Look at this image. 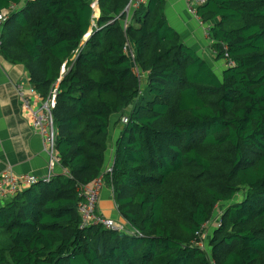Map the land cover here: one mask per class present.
<instances>
[{
	"label": "trees",
	"instance_id": "obj_1",
	"mask_svg": "<svg viewBox=\"0 0 264 264\" xmlns=\"http://www.w3.org/2000/svg\"><path fill=\"white\" fill-rule=\"evenodd\" d=\"M97 1L94 23L93 0H0V56L55 98L65 170L0 203V264H264V0L197 8L221 77L171 27L168 0L127 28L131 0ZM102 175L134 233L80 228L79 187ZM239 194L208 255L205 227Z\"/></svg>",
	"mask_w": 264,
	"mask_h": 264
},
{
	"label": "crops",
	"instance_id": "obj_2",
	"mask_svg": "<svg viewBox=\"0 0 264 264\" xmlns=\"http://www.w3.org/2000/svg\"><path fill=\"white\" fill-rule=\"evenodd\" d=\"M13 7L16 9L18 6L14 5L11 8ZM165 14L169 24L179 33L183 42L194 49L215 71L219 70L216 73H221L226 67V62L216 60L212 40L204 28L206 25L190 13L188 0H168ZM131 19L132 16L128 25ZM124 25L126 26L125 21ZM128 50L130 53L134 51L131 45ZM18 86L26 90L33 109H38L40 98L29 93L31 85L28 72L22 65H13L0 56V177L6 172H12L16 175L33 174L42 178L49 173V158L44 152L42 139L32 128L30 112L25 111L22 106ZM113 120L115 121L116 117ZM119 133V129H113L115 138ZM114 153L115 148L111 146L107 152L105 172L113 166ZM64 172L60 166L55 170V174ZM98 208L102 215L118 222H125L118 212L112 188L106 180ZM210 224L211 222L208 225Z\"/></svg>",
	"mask_w": 264,
	"mask_h": 264
},
{
	"label": "built area",
	"instance_id": "obj_3",
	"mask_svg": "<svg viewBox=\"0 0 264 264\" xmlns=\"http://www.w3.org/2000/svg\"><path fill=\"white\" fill-rule=\"evenodd\" d=\"M208 0H188L189 11L191 14L197 16V8L201 5L207 3ZM147 3V0H131L129 5L125 9L127 18L125 19L127 28L129 19L133 16V13L141 5ZM92 9L94 10V19L99 18V6L98 1L93 0L91 4ZM14 9V7H13ZM10 11L3 10L0 12V50H1V31L4 23L7 21ZM210 28L207 27V32L209 34ZM90 34L87 35V37ZM229 64H233V61H229ZM139 78L142 79V74L138 72ZM29 93L32 96H37L35 90L30 87ZM18 95L22 101V106L25 111L30 112L31 114V125L34 132L40 136L44 146V152L49 158L48 169L49 173L45 177H38L33 174L26 175H16L12 172H6L0 177V200L8 199L13 197L23 190L33 186L43 179L44 181H49L52 176L55 174V170L60 166V157L56 148V139L57 131L54 124V119L52 115V109L55 106V98L53 97L48 101H41L38 109H33L31 98L27 95L26 90L18 86ZM123 122L126 124L128 120L123 119ZM112 167L106 171L110 173ZM104 187V177L103 175L98 177L93 183L89 185H81L79 187V193L81 196V202L79 204V213L81 215V225L80 228H88L90 226H103L107 230L118 231L123 233H134L133 228L130 224L125 222H118L114 219L107 218L99 212V202L101 198V192ZM206 228V227H205ZM202 237V236H201ZM200 248L203 245L200 244V241L197 244Z\"/></svg>",
	"mask_w": 264,
	"mask_h": 264
},
{
	"label": "rangeland",
	"instance_id": "obj_4",
	"mask_svg": "<svg viewBox=\"0 0 264 264\" xmlns=\"http://www.w3.org/2000/svg\"><path fill=\"white\" fill-rule=\"evenodd\" d=\"M96 20H97V18L94 19V23H95ZM204 28H205L206 34L209 36V34L207 32V27L204 26ZM220 62L223 63L224 61L221 60ZM216 71L219 72V70H216ZM222 74H223V71H221V73H217V75L219 77H221ZM242 200H243V196H242V194H239L236 199H234L232 201H229V202L220 203L218 205V207L216 208V212H215L213 221H211V224L208 225L207 228H205L204 233L202 234V237H201V240H200V244L203 245L201 249H203L204 251H206L208 253V255H210L209 242H210V240L212 238L214 229L218 226V224L220 222L221 215H222L223 211L228 207V205H230V204H232V203H234L236 201L240 202ZM0 203H3V200H0Z\"/></svg>",
	"mask_w": 264,
	"mask_h": 264
}]
</instances>
